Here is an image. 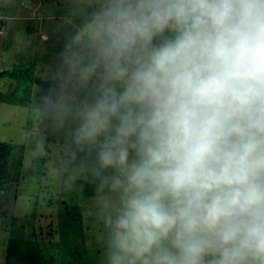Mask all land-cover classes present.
Returning a JSON list of instances; mask_svg holds the SVG:
<instances>
[{"label":"clouds","instance_id":"obj_1","mask_svg":"<svg viewBox=\"0 0 264 264\" xmlns=\"http://www.w3.org/2000/svg\"><path fill=\"white\" fill-rule=\"evenodd\" d=\"M37 120L69 119L105 264H264V0H69Z\"/></svg>","mask_w":264,"mask_h":264},{"label":"rangeland","instance_id":"obj_2","mask_svg":"<svg viewBox=\"0 0 264 264\" xmlns=\"http://www.w3.org/2000/svg\"><path fill=\"white\" fill-rule=\"evenodd\" d=\"M69 7V0H0V73L33 67L34 77L55 80L58 54L72 30ZM30 76L0 75V141L26 146L25 167L11 184L0 187V264H5L13 235L39 241L46 257L53 253L44 244L59 241L60 218L76 207L83 215L91 264H105L104 218L112 210L105 207V197L114 201L115 194L100 191L99 185L95 188V182L94 193L86 195L89 177L95 176L66 172L74 124L70 119L37 120L34 108L41 104V88L35 84L31 91L27 89ZM30 92V105L10 102ZM47 128L48 147L42 134ZM40 155L46 156L42 174L26 175L30 163Z\"/></svg>","mask_w":264,"mask_h":264},{"label":"trees","instance_id":"obj_3","mask_svg":"<svg viewBox=\"0 0 264 264\" xmlns=\"http://www.w3.org/2000/svg\"><path fill=\"white\" fill-rule=\"evenodd\" d=\"M33 67H27L22 70L15 71H3L0 75L7 73L18 78L25 75H31L28 81L27 89L32 90L35 84L39 85L40 100L41 96L46 92L53 94L51 89L55 87L56 80L45 81L40 77H34L35 72L31 74ZM20 100L11 99V103H21L23 105L31 104V92L28 95H19ZM15 98V95L14 97ZM50 118H47V121ZM42 132V131H40ZM45 137V146L48 147L50 141V133L48 128L42 132ZM75 148V145L71 141L70 150L66 158L65 170L71 174H82L88 177L92 174L90 167L88 169L81 167L82 161H87L89 166L94 158V154L89 155L85 152H79L77 159L73 161L70 157V151ZM25 152L26 146L23 143L18 142H6L0 141V187L11 184L17 176V172L21 171L25 167ZM86 154V155H84ZM46 161L45 155H40L30 163L27 168L26 175L36 176L42 174L43 165ZM31 171H30V169ZM35 167L33 170L32 168ZM89 174V175H88ZM93 175V174H92ZM94 176V175H93ZM95 179V181H94ZM90 176L87 187L85 189L86 195L94 193L92 187L96 182L95 188L99 185V180ZM60 233L61 237L59 241H50L45 243L52 252L48 253L46 257L42 254V244L35 240H26L21 235H13V240L10 249L7 253L5 264H91L88 249L85 242V228L83 215L79 208L76 207L73 212L63 214L60 218ZM17 238V240H16ZM15 242V243H14Z\"/></svg>","mask_w":264,"mask_h":264}]
</instances>
